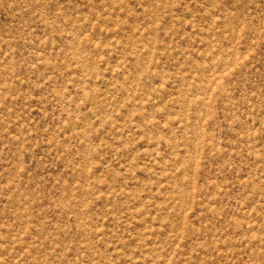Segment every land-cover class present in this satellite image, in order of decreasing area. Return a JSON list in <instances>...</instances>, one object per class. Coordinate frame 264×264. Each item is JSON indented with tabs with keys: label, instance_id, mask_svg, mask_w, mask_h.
<instances>
[{
	"label": "rangeland",
	"instance_id": "374dc122",
	"mask_svg": "<svg viewBox=\"0 0 264 264\" xmlns=\"http://www.w3.org/2000/svg\"><path fill=\"white\" fill-rule=\"evenodd\" d=\"M0 264H264V0H0Z\"/></svg>",
	"mask_w": 264,
	"mask_h": 264
}]
</instances>
